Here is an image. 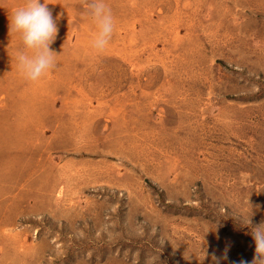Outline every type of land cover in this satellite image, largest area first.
I'll return each mask as SVG.
<instances>
[{
	"label": "rangeland",
	"instance_id": "obj_1",
	"mask_svg": "<svg viewBox=\"0 0 264 264\" xmlns=\"http://www.w3.org/2000/svg\"><path fill=\"white\" fill-rule=\"evenodd\" d=\"M43 3L44 0H41ZM56 65L19 73L0 0V264L252 260L264 221V0H47ZM252 215V216H251Z\"/></svg>",
	"mask_w": 264,
	"mask_h": 264
},
{
	"label": "clouds",
	"instance_id": "obj_2",
	"mask_svg": "<svg viewBox=\"0 0 264 264\" xmlns=\"http://www.w3.org/2000/svg\"><path fill=\"white\" fill-rule=\"evenodd\" d=\"M47 0H24L17 6L10 18V31H15L21 37L23 50L16 54V66L20 74L30 81H38L56 65V53L51 48L58 33V27L48 7ZM85 15L96 25L92 39V47L98 53L103 52L110 44L116 29V18L106 0H90ZM252 216V215H251ZM245 225L250 224V234L255 244V254L252 260L240 258L230 264H264V221L253 224L252 219H244ZM230 244L225 246L222 257L213 253L214 264L227 261ZM152 257H146L145 264H151Z\"/></svg>",
	"mask_w": 264,
	"mask_h": 264
}]
</instances>
